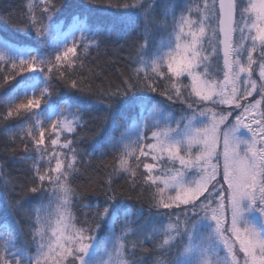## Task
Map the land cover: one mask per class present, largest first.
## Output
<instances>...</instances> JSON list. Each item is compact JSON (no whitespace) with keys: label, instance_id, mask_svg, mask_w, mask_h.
I'll return each instance as SVG.
<instances>
[{"label":"snow or ice","instance_id":"obj_1","mask_svg":"<svg viewBox=\"0 0 264 264\" xmlns=\"http://www.w3.org/2000/svg\"><path fill=\"white\" fill-rule=\"evenodd\" d=\"M101 2L116 9L114 15L94 19L87 7L96 0H86L69 10L66 23H57L66 0H42L39 19L28 5L22 20L37 37H48L54 26L67 32L47 58L9 57L12 71L5 80L19 68L42 72L48 82L39 94L8 104L2 116L27 114L30 121L18 141L32 160L30 175L13 185L19 199L9 210L16 215L37 197L47 205L36 209L27 233L16 222L19 246L11 232L0 235V264H264V227L243 219L251 210L264 223V0H203L195 8L191 0H175L173 6ZM0 19L11 22L8 13ZM156 35L162 37L158 45ZM109 45L130 49L131 70L119 84L97 88L77 69L90 50ZM4 57L0 53V61ZM60 86L77 96L41 120V105ZM152 93L163 100L151 104ZM79 98L96 106L87 121ZM176 104L179 116L169 111L155 124L131 119L138 108L159 111ZM118 121L123 130L111 136ZM92 123H98L93 135L78 137V128ZM104 137L113 156L111 172L94 193L96 204L83 205L89 212L80 221L73 209L84 193L73 187L74 173H80L83 157L96 156L80 143L91 139L95 146ZM8 139L14 143L4 146L5 157L17 152L15 134ZM6 165L7 159L0 160V175H8ZM119 179L127 191L115 187ZM133 197L141 203L135 227L125 204ZM155 224L161 227H149ZM104 226L109 232L101 243Z\"/></svg>","mask_w":264,"mask_h":264},{"label":"trees","instance_id":"obj_2","mask_svg":"<svg viewBox=\"0 0 264 264\" xmlns=\"http://www.w3.org/2000/svg\"><path fill=\"white\" fill-rule=\"evenodd\" d=\"M86 2V0H66L67 6L62 8L57 13V23H66L64 18L68 15L71 8H76L81 5V3ZM132 2V0H128ZM144 3H151L153 0H142ZM159 5L168 4L173 6L175 0H155ZM199 0H191L193 8L196 7ZM28 5H31L32 10H34L35 18L39 19V12L41 10L42 0H0V16L8 13L10 14V21H5L0 19V41L10 48L17 49L23 55L11 54L5 55L4 60L0 61V160L7 159V165L5 172L8 173L7 176L0 175V235L7 230L11 232L12 236L15 237V242L17 246L20 245L21 240L19 238V231L17 227V221H19V227L23 228L25 233L29 231V226L32 224L35 218V212L37 208H42L47 205V200L41 201L40 198H35L29 200L23 205V208L17 209L16 215H12L9 210V205L14 204L17 199H19L17 192L13 189L14 184L21 182L23 178L29 176L30 173L27 171L28 167L32 164V160L27 157L24 153L20 151L23 145L18 143L19 137L22 135L21 129L25 127L30 121L27 119V114L22 116H15L9 118L8 120H3V114H6L8 110V104L19 103L21 100H25L26 94H39L40 90L48 86V82L42 72H23L16 70L14 78L5 80L4 77L11 73V62L9 57H23L27 58L29 56H36L37 58L43 59L54 54L55 51L63 45L61 43H55L50 36L48 37H37L35 31L29 27H26L22 20L25 14L29 12ZM87 11L90 15L97 20H104L107 17L114 15L116 9H108L106 4L101 2V0H96L91 6L87 7ZM160 14H163V8L159 9ZM57 27V26H54ZM53 27V28H54ZM133 39H136L134 36ZM162 37L160 35L155 36V44H159ZM141 42H143L141 40ZM130 49L125 46L123 49L116 50L111 45L107 49H100L97 51H91L88 55V59L84 61L83 68H78V72H82L83 76L92 80V84L97 88H106L117 85L120 83L121 74L127 75L131 70L132 61L128 59ZM138 67H143L142 65H137ZM75 67V65H74ZM95 73V76L93 74ZM150 73V69H149ZM143 74V72H142ZM189 83L187 79L184 81ZM150 95V94H148ZM152 95H156L152 93ZM77 96L76 93L70 92L68 89L60 86L59 92L56 96H50L48 98L47 104H42L41 109L38 111L37 116L41 120H47L50 118L51 113H49L50 106L59 110L61 104L67 103L71 105L72 101L69 97ZM63 97V99H60ZM79 100L84 105V120H88V111L96 106L92 101L86 98H79ZM152 104V103H151ZM151 105H149L150 107ZM151 108V107H150ZM150 108L147 110L143 109L142 113L140 108L137 112L133 114L131 119H139L142 123L143 116H145ZM36 111V110H34ZM72 111H75L74 109ZM92 115H96L92 112ZM71 119V117H69ZM127 122V119L126 121ZM98 127V123L89 124L86 127L78 128L77 135L80 138L91 137ZM123 129L120 127V122L118 121L112 126L110 135L118 136ZM13 134L16 136L17 152L15 155H9L7 157L3 154V148L6 144L12 145L14 142L10 139ZM26 134V133H23ZM65 136L71 138L72 134L67 132L64 133ZM108 137H104V142L93 146L91 139L81 140L80 148L85 149L88 152L96 151L95 157H83L82 163L78 165L80 168V173H74L76 179L73 181V187H79L84 193V198L81 203L76 205L73 209L74 216L78 220L83 221L85 219V213L89 210L84 208L85 204L95 205L98 197L94 195L100 188V185L108 179V173L111 172V165L113 162V156L111 154V149L107 147ZM61 142H63V136L61 137ZM105 151L108 154L104 157H100V151ZM140 171H143L141 166ZM82 173V175H81ZM130 176V174H129ZM113 179H118V177H113ZM5 180H8V184H5ZM121 191H127L126 181L124 179H119V182L115 185ZM141 189H137L140 192ZM126 206L131 212L129 219L133 222L132 226L135 227L136 221L138 219L136 214V209L141 207V203H138L135 197L132 200L125 201ZM145 213L147 212V204H143ZM27 210V213L25 212ZM29 214L31 218H29ZM143 223L142 218L139 221ZM167 218L164 219L163 223L166 224ZM149 227H161L160 224L150 225ZM109 229L104 226L99 234L101 243L103 239L107 236ZM3 244V240L0 239V245ZM102 259H107V256L102 252H98Z\"/></svg>","mask_w":264,"mask_h":264},{"label":"rangeland","instance_id":"obj_3","mask_svg":"<svg viewBox=\"0 0 264 264\" xmlns=\"http://www.w3.org/2000/svg\"><path fill=\"white\" fill-rule=\"evenodd\" d=\"M202 2H203V0H199L198 3H202ZM66 32H67V27H65L64 32H61L59 27H54L51 29L49 36H50V38L53 39V41L55 43H58V42L61 43V42L65 41ZM207 51L210 52L211 49L208 48ZM0 53H5V55H11V54L23 55L22 52H20V51L17 52V49L5 46L1 41H0ZM253 55H254V58H258L257 53H254ZM257 71H258V69H257ZM150 96L153 97V99L151 101L152 104H155L158 101L163 100L162 96H156V95H152V94H150ZM53 108H54L53 106H50L49 113H52ZM142 111H143V109L141 110V113H142ZM169 111H171L172 115H174V116H179L182 114L181 106L179 104L172 105L171 109L161 108L159 111H156L154 108L151 107L149 112L145 116H143V121L146 119V120H148L147 121L148 124H155L157 121H161L165 117H167L169 114ZM243 219L246 220L247 222L251 223V224L257 225L259 227H264V223L261 222L260 216L254 211L249 210V211L245 212L243 214Z\"/></svg>","mask_w":264,"mask_h":264}]
</instances>
